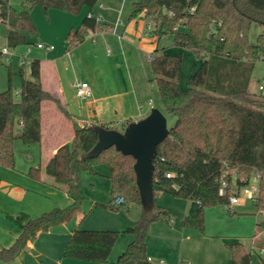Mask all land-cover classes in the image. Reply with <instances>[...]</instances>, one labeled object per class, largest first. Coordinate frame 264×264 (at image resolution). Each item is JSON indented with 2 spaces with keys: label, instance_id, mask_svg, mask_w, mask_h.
I'll list each match as a JSON object with an SVG mask.
<instances>
[{
  "label": "trees",
  "instance_id": "16d2710c",
  "mask_svg": "<svg viewBox=\"0 0 264 264\" xmlns=\"http://www.w3.org/2000/svg\"><path fill=\"white\" fill-rule=\"evenodd\" d=\"M99 2L27 0L26 4L30 9L41 6L47 14L54 8L78 15L84 9L92 13ZM141 15L153 23V36L160 39L173 33L175 45L191 49L201 62L190 77L189 89L183 91L182 56L164 53L159 48L151 55L166 114L175 119L153 161L154 193L166 192L187 199L189 210L183 226L204 233L206 209L230 205L231 197L258 175L260 190L255 205L258 212H264V100L250 91L253 68L257 61L264 60V30L256 44L249 39L253 23L264 28V0H137L130 19ZM0 21L7 25L9 49L31 44L30 36L37 34L31 10L26 7L17 10L10 0H0ZM182 27L187 31H181ZM109 29L110 25L88 15L79 27L71 28L67 40L70 46H78L91 34ZM3 57L0 49V60ZM30 70L32 78L26 79L24 66L20 67L22 82L16 92L10 67L9 86L0 92V165L6 168L15 167V140L21 139L28 145L42 141L44 101L54 102L65 116H70L44 90L40 61L33 60ZM18 125L22 127L20 134L15 132ZM101 127L111 129L107 125ZM98 142L96 126L76 128L74 145H64L57 151L46 172L68 194L72 204L36 218L24 213L17 215L23 231L12 246L0 249V261H14L40 232L71 221L86 202L82 174L98 175L95 168L105 164L109 171L111 204L100 206L118 211L121 206L115 207L112 202L122 197L123 205L142 207L136 225L126 230L132 241L115 264H153L148 255L150 225L170 216L155 204L152 210L144 209L134 157L115 147L98 156H89ZM29 175L40 179L41 170L31 169ZM223 180L227 182L225 194L220 193ZM257 226L264 228V222ZM118 239V231L77 229L65 248L64 258L108 263ZM228 248L232 253L229 264H251L252 252L243 243H231Z\"/></svg>",
  "mask_w": 264,
  "mask_h": 264
},
{
  "label": "crops",
  "instance_id": "0c3cea01",
  "mask_svg": "<svg viewBox=\"0 0 264 264\" xmlns=\"http://www.w3.org/2000/svg\"><path fill=\"white\" fill-rule=\"evenodd\" d=\"M103 1L100 8L104 9L98 10L96 13L94 12L96 7L92 13L87 9L82 10V13L88 11L87 16L93 15L100 22L111 26L109 30L90 35L97 36V39L93 38L92 41H88L89 36L82 44L72 47L69 45L67 39L59 37L56 41L58 43L57 50L54 45L48 44V42H51L50 39L42 38L44 39L43 41L47 42H39L38 44L51 45L55 49L40 51L44 49H39L37 47L38 44H36V48L33 50L28 48L31 57L34 60H39L41 63V82L44 90L57 99L67 109L70 116H65L54 102L49 100L44 101L42 104V141L37 144L28 145L21 139L15 140V167L12 169L0 165V249L12 246L22 233L23 223L17 218V215L24 213L31 218H36L55 208H66L72 204V199L68 194L56 186L54 179L47 174L46 166L62 146L74 145L77 127L85 128L107 125L112 128V125H118L120 126L119 128L123 129L128 123L138 122L151 113L149 107L153 106H150L148 103L152 101V93L146 82H136L129 70L127 71L126 79L122 75L120 77L114 75L111 76V80H108L105 78L104 71L98 62V52L101 44L105 45L109 43L113 37L117 36L120 28L123 29V40L128 41V39H132L133 41L136 36L140 39L138 30L139 19L145 16L141 15L132 20L129 17L128 22L125 24L122 9L118 13L117 20H115V28L113 22L112 24L108 23L113 20H110L107 11L113 8V0ZM114 8L117 12L116 6ZM133 21H136V26L131 25ZM72 28L77 27L73 24ZM61 41L62 44L60 43ZM66 44L69 46L67 45L68 47L64 51ZM120 48L122 49L120 54L123 55V46ZM77 62L83 68L85 76L83 80L70 81L68 79L69 71L71 73V70L74 67L76 68ZM25 78H32L31 70L30 73L25 71ZM83 81L88 82L92 89V95L87 100H81L77 97L74 86L76 83ZM21 82L22 79L20 80L19 87L16 88V92L20 90ZM77 100L78 103H76ZM21 129V125H18L15 129L16 134H20ZM31 169L41 170L40 179L32 178L29 175ZM96 172L98 173L97 176H99L100 173L97 170ZM108 174L109 171L107 169V174L105 175L107 178ZM83 176L82 174L81 181H83ZM161 194L162 192H158L156 197L161 196ZM100 204L108 205L105 203ZM188 210L189 203L187 213ZM210 210L212 208L206 209L205 215ZM91 211L92 208L88 211L79 210L71 221L40 232L17 259L10 263L0 261V264H104L64 258L65 248L75 230H101L82 226L85 218ZM167 222L173 223V227L181 233L184 241L191 243L189 255L185 256V258L191 259V262L184 260L183 249L177 252L176 244L178 240L176 237L165 234L156 235L150 240L149 238L147 239L148 255L152 263L199 264L198 260H194V240L198 238L197 236L207 235L208 224L206 225V233L201 234L196 229L185 228L178 224L176 220H171V218ZM172 225L170 230L173 228ZM217 237L221 238V236ZM221 239L222 241L219 239V247L225 250L231 243H227L224 237ZM131 241L132 236L129 234V240L126 242L124 248L120 249H117V242L108 263L105 264H115ZM226 250L229 252L230 249ZM226 258V261L225 259L219 262L214 261V264H229L231 259L230 253L226 255Z\"/></svg>",
  "mask_w": 264,
  "mask_h": 264
},
{
  "label": "rangeland",
  "instance_id": "374dc122",
  "mask_svg": "<svg viewBox=\"0 0 264 264\" xmlns=\"http://www.w3.org/2000/svg\"><path fill=\"white\" fill-rule=\"evenodd\" d=\"M26 1L27 0H10L11 5L17 10H23L25 7L31 10L33 21L37 28V34L35 36H30L31 44L19 46L14 50L11 49L13 52L12 55L8 57L4 56L0 60V92L6 90L9 86L10 67L13 74V88L16 91V88L19 87L21 80L19 75V69L21 67L20 56L28 55L30 60H34L30 53L27 52L28 48L33 50L39 42H47L42 39L46 38L51 40L48 44L54 45L58 50V43H56L57 39L60 37L66 40L73 24L78 27L88 13V11H84L78 15H71L53 8L50 9L47 14L45 9L41 6H36L33 9H30L26 4ZM102 1L103 0H101L96 6L94 10L95 13L98 10L104 9L100 8ZM136 1L137 0H113L112 5L113 8L116 6L117 12L114 10L115 8L107 10L110 20H113L108 23L112 24L113 22V26H115V20L118 18V13L123 9V18L126 24L134 9V3ZM133 22L131 25L136 26V21ZM153 26V23L145 17L140 18L138 26L140 39L136 36L133 41L132 39H128V41L123 40V29L120 28L117 36L113 37L109 43L105 45L101 44L98 52V62L104 71L105 78L108 80H111V76L114 75L119 77L122 75L126 79L127 71L129 70L131 76L136 82H146L152 93V101H149L148 103L150 106H153L149 107L150 110H160L166 116L168 127L170 129L174 125L175 119L166 114L163 99L156 86V75L152 69L150 56L157 48L167 54L182 56L183 67L180 78V87L183 91L189 89L190 77L199 68L201 62L191 49L175 45V36L173 33H167L160 39L153 36ZM180 30L187 31L184 27ZM263 30V26L259 23L255 22L252 24L249 33V39L252 44H256L257 38ZM6 32L7 25L0 21L1 50L7 47ZM93 38L97 39V36H90L87 40L92 41ZM60 43L62 44V41ZM67 45L68 44L64 47V51L69 46ZM122 46L124 52L123 55L120 54V52H122L120 47ZM40 51L46 50L44 49ZM76 64V68L74 67L71 70V73L69 71L68 79L70 81H80L83 80L85 76L83 68L79 65V62ZM24 69L27 73H30L29 66H25ZM260 86L263 87V90H260ZM250 91L258 98L264 100V60L257 61L253 68L251 73ZM78 100L76 103H78ZM119 127L120 126L118 125H112L111 129L122 131V128ZM95 169L100 173L99 176L93 175L90 172L83 173L84 178L82 186L86 195V202L80 210L88 211L92 208V211L85 218L82 226L91 229H111L118 231L119 239L117 241V249L124 248L126 242L129 240V234L126 230L130 226H135L140 219L142 207L139 205H122L120 210L113 211L100 206V203L111 204V186L109 179L105 176L107 174V166L105 164H100ZM251 184H254L253 180ZM188 203L189 201L187 199L175 197L166 192H162L161 196L155 198V205L166 210L170 216L169 218H171V220H176L177 223L182 226L183 218L187 214ZM234 211L236 213H233ZM169 218L164 217L163 220H157L151 223L148 238L150 240L156 235L159 236L165 234L167 236H175L178 240L176 244L177 252H180L183 249V255L185 258L186 255H189L191 243L184 241V237H182L180 232L176 231V228L172 225L173 223L170 224L167 222ZM205 222L206 225L208 224L209 226L207 235L197 236L198 238L194 240V260H198L199 264H214V261L219 262L224 259L226 261V255L229 253L232 255L230 250L229 252L226 250L228 249L227 247L225 250L224 248L219 247L218 243H220V240L222 241V237L226 238L225 240L227 243H243L246 249L252 252L251 264H264V250L262 251V248L264 249V228L257 226L258 223L264 222V213L257 211L255 202L248 199L243 193V190L240 193L239 204L212 208V210L205 215ZM171 225L173 227L172 230H170ZM205 233L206 230L201 234ZM217 236H221V238ZM223 246L225 247L224 244ZM184 260L191 262V259L189 258H185Z\"/></svg>",
  "mask_w": 264,
  "mask_h": 264
},
{
  "label": "water",
  "instance_id": "95a60500",
  "mask_svg": "<svg viewBox=\"0 0 264 264\" xmlns=\"http://www.w3.org/2000/svg\"><path fill=\"white\" fill-rule=\"evenodd\" d=\"M99 142L89 154L98 156L103 151L115 147L119 152L136 159L135 171L145 210H152L155 204L153 177L154 159L157 148L169 136L170 129L166 116L158 109H153L146 118L132 122L121 132L96 126Z\"/></svg>",
  "mask_w": 264,
  "mask_h": 264
},
{
  "label": "built area",
  "instance_id": "2783aa9c",
  "mask_svg": "<svg viewBox=\"0 0 264 264\" xmlns=\"http://www.w3.org/2000/svg\"><path fill=\"white\" fill-rule=\"evenodd\" d=\"M90 16H92V15H90ZM37 47L39 49H45L47 51H51V50L54 49L53 46H51V45H44V44H38ZM27 52L29 53V49H28ZM2 53H3L4 56L8 57V56H11L13 52L8 47H5V48L2 49ZM150 59H151V56H150ZM32 61L33 60H30V58H29L28 55H26V56H20V65L21 66H24V67L25 66H29L31 68ZM74 86H75V89H76V95L81 100H87V99H89L91 97V95H92V89H91V86H90V84L88 82H85V81L79 82V83H76ZM260 90H263V87L262 86H260ZM150 104H151V102H150ZM168 176H170V175H168ZM253 181H254V184H251L250 183L249 185L241 188V190H240V192H239L238 195L231 197V199H230V206L237 205V204L240 203V193H241L242 190H243V193L245 194V196L248 199L256 202L257 196H258L259 190H260L259 189V182H260L259 176L258 175H255L253 177ZM226 187H227V182L225 180H223L222 187L220 189V193L221 194H225ZM124 203H125V200L122 197H117L112 202V204L115 207L122 206ZM263 250L264 249H262V251Z\"/></svg>",
  "mask_w": 264,
  "mask_h": 264
}]
</instances>
